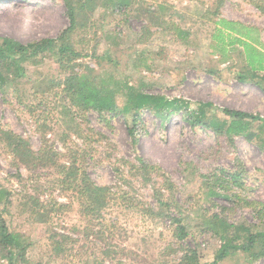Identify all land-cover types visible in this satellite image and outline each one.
Returning <instances> with one entry per match:
<instances>
[{
	"label": "rangeland",
	"instance_id": "1",
	"mask_svg": "<svg viewBox=\"0 0 264 264\" xmlns=\"http://www.w3.org/2000/svg\"><path fill=\"white\" fill-rule=\"evenodd\" d=\"M122 13L96 8L70 35L82 55L75 63L115 89L116 115L73 107L63 115L68 70L53 53L27 63L26 76L0 89V188L11 193L4 219L24 236L30 264H178L188 249L199 264H213L222 241L208 229L211 215L235 226L227 234L232 246L243 245L244 229L258 222L252 210L264 204V125L255 122L250 135L228 140L192 126L183 109L164 119L147 108L134 117L126 106L131 90L177 99L187 112L211 103L205 122L224 120L222 108L264 118L262 85L235 78L247 72L243 49L229 45L215 24L223 18L256 27L264 44V0H131ZM68 26L62 0L0 1V38L28 44L56 39ZM4 132L21 138L35 158L19 159ZM71 162L108 188L97 214L84 216L59 185L56 169ZM143 164L153 168L143 174ZM235 171L241 200L209 196L213 173ZM175 218L184 240L173 235ZM261 248L237 250L217 264H264Z\"/></svg>",
	"mask_w": 264,
	"mask_h": 264
},
{
	"label": "trees",
	"instance_id": "2",
	"mask_svg": "<svg viewBox=\"0 0 264 264\" xmlns=\"http://www.w3.org/2000/svg\"><path fill=\"white\" fill-rule=\"evenodd\" d=\"M62 1L67 11L69 26L56 39L45 38L37 42L22 44L9 37L0 38V89L4 90L9 78L22 79L26 76L25 65L27 63L33 62L41 54L53 53L57 57V65L68 70L61 91L68 101V106L65 105L62 108V114L71 113L70 108L73 107L79 112L93 111L99 115L105 113L106 115L114 116L118 112L115 89L104 82H96L99 77L91 75L93 71L89 67L75 63L82 55L72 46L70 35L76 29L85 27V23L82 22V16L84 19L89 18L88 14H92L96 8L108 9L111 12L123 14L122 12L126 10L131 0ZM215 24L219 36L226 33V36L231 39L229 45H237L243 49L247 72H240L235 78L239 82L257 80L264 91V75H260L264 71V44L259 40L258 28L245 26L239 22L223 18L218 19ZM9 74L11 75L9 76ZM127 98L126 107L134 112V117L138 116L140 111L145 108L155 112L158 116H162L164 119L168 118L176 110L183 109L185 121L192 126L195 124L203 125L205 128L211 129L217 136H224L228 140L234 136L250 135L255 122H260L264 125V118L226 108L219 109L225 116L224 120L205 122L203 121L205 117L203 109L205 107L211 108V103L204 104L197 112H187V103H183L185 105L182 106L181 101L177 99L169 100L163 96L143 95L141 93H133L131 90ZM135 121L136 118L133 119V122ZM130 132L132 133L131 130ZM4 138L11 144L14 153L20 157L19 159L26 158V164L35 158L34 154L29 149H26L25 143L21 138L7 132H4ZM147 168L152 169L153 167L146 164H143L142 167L140 166V169L144 172L143 174H146ZM56 170L60 176L59 185L64 191L70 194L72 192L75 195V199L84 216L97 214L105 208L110 194L107 187L97 186L85 175L84 171L75 167L74 162H71L68 166L61 165ZM202 177L205 178L206 176ZM210 180H213L211 183L214 184V188H211L209 196L241 200L237 191H234L243 188L242 175L238 171L227 173L225 177H220L213 173ZM162 189L168 192L171 186L163 182ZM10 195L11 193L8 190L0 188V206L2 207L0 210V249L2 259L6 260V264H30L26 257L29 245L25 242L24 236L10 231L4 219V214L10 203ZM158 196V200L162 202L160 200V197L163 196L161 191L158 192ZM246 204L249 206L253 205L247 202ZM161 206L164 205L161 203ZM60 208H66V206L61 205ZM252 211L256 215L258 222L244 229L245 243L241 246H232L228 241L227 234L230 228L235 227L233 224H229L226 219L219 218L217 213L208 218V229L214 230L216 236L222 241L213 264L219 263L230 253L237 250L249 253L256 246L264 244V204L256 203ZM171 222L176 225L174 237L178 240H184L187 232L185 227L181 225V219L175 218ZM236 237H241V235L239 234ZM259 254H264V249L261 248ZM178 264H199L196 251L186 250Z\"/></svg>",
	"mask_w": 264,
	"mask_h": 264
}]
</instances>
